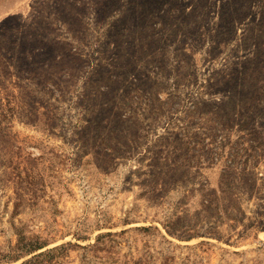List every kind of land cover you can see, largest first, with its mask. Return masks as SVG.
<instances>
[{"label":"rangeland","instance_id":"rangeland-1","mask_svg":"<svg viewBox=\"0 0 264 264\" xmlns=\"http://www.w3.org/2000/svg\"><path fill=\"white\" fill-rule=\"evenodd\" d=\"M0 264H264V0H0Z\"/></svg>","mask_w":264,"mask_h":264}]
</instances>
